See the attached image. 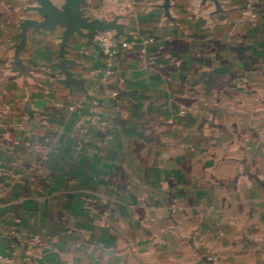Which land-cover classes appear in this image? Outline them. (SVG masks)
I'll list each match as a JSON object with an SVG mask.
<instances>
[{
    "label": "crops",
    "instance_id": "obj_1",
    "mask_svg": "<svg viewBox=\"0 0 264 264\" xmlns=\"http://www.w3.org/2000/svg\"><path fill=\"white\" fill-rule=\"evenodd\" d=\"M45 1L0 0L6 264H264V0Z\"/></svg>",
    "mask_w": 264,
    "mask_h": 264
},
{
    "label": "built area",
    "instance_id": "obj_2",
    "mask_svg": "<svg viewBox=\"0 0 264 264\" xmlns=\"http://www.w3.org/2000/svg\"><path fill=\"white\" fill-rule=\"evenodd\" d=\"M259 0H246V4L242 9V16L244 19L249 21H253L256 18V7L258 5ZM96 41L99 43L101 49L109 54L113 55L116 50L115 46L117 44L116 39V30L115 29H107L100 31L96 35ZM9 260L5 258L2 254H0V264H6Z\"/></svg>",
    "mask_w": 264,
    "mask_h": 264
},
{
    "label": "water",
    "instance_id": "obj_3",
    "mask_svg": "<svg viewBox=\"0 0 264 264\" xmlns=\"http://www.w3.org/2000/svg\"><path fill=\"white\" fill-rule=\"evenodd\" d=\"M45 5H47V2L45 0H41ZM71 7H72V11H73V15L70 19H62V22H65L67 24L73 25V26H78V25H82L84 24L81 18V11L79 8V0H71ZM91 29H92V37H96V35L103 30H107V29H115L116 30V39H118L119 37V29L115 26V25H102L99 26L97 24H93L91 25Z\"/></svg>",
    "mask_w": 264,
    "mask_h": 264
},
{
    "label": "rangeland",
    "instance_id": "obj_4",
    "mask_svg": "<svg viewBox=\"0 0 264 264\" xmlns=\"http://www.w3.org/2000/svg\"><path fill=\"white\" fill-rule=\"evenodd\" d=\"M241 264H263L259 260V258L256 260L255 257H246Z\"/></svg>",
    "mask_w": 264,
    "mask_h": 264
}]
</instances>
